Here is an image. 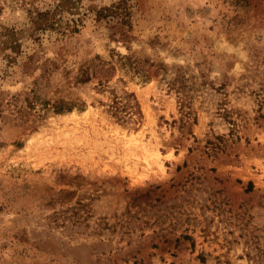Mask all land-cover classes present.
Returning <instances> with one entry per match:
<instances>
[{"label": "rangeland", "instance_id": "rangeland-1", "mask_svg": "<svg viewBox=\"0 0 264 264\" xmlns=\"http://www.w3.org/2000/svg\"><path fill=\"white\" fill-rule=\"evenodd\" d=\"M0 264H264V0H0Z\"/></svg>", "mask_w": 264, "mask_h": 264}, {"label": "trees", "instance_id": "trees-1", "mask_svg": "<svg viewBox=\"0 0 264 264\" xmlns=\"http://www.w3.org/2000/svg\"><path fill=\"white\" fill-rule=\"evenodd\" d=\"M119 4H120V1L118 2L117 5H119ZM104 9H106V8H104ZM48 12L49 11L47 10L45 12H38V13H39V15H41V14L46 15ZM100 12H101V10L99 11V13ZM47 25H49V23ZM123 34H124L123 37L128 36L127 33H123ZM80 70L81 71H80V75L78 76V81L82 82V83L88 81L91 78L89 73H88V68H81ZM129 95H130V93H127L126 91H124L123 94H121L119 96L120 98H118L117 95L113 96L112 103L110 104V106L112 108V113L115 114V113L121 112L122 110H124V108L128 107L129 105H132V104H129L128 99H127ZM74 106H75V103L72 101H66L65 103L60 101V102H58V104L55 105V108H56V111H64V110L66 111V110H71ZM132 110L133 109H131V111Z\"/></svg>", "mask_w": 264, "mask_h": 264}]
</instances>
